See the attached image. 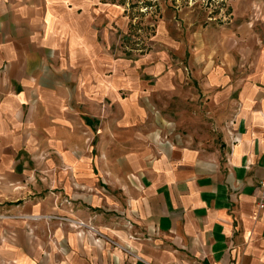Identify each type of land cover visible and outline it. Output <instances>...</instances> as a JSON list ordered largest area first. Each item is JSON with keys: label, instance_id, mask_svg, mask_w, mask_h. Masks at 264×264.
Here are the masks:
<instances>
[{"label": "crops", "instance_id": "obj_1", "mask_svg": "<svg viewBox=\"0 0 264 264\" xmlns=\"http://www.w3.org/2000/svg\"><path fill=\"white\" fill-rule=\"evenodd\" d=\"M230 4L137 53L113 0H0V264H264V0Z\"/></svg>", "mask_w": 264, "mask_h": 264}, {"label": "rangeland", "instance_id": "obj_2", "mask_svg": "<svg viewBox=\"0 0 264 264\" xmlns=\"http://www.w3.org/2000/svg\"><path fill=\"white\" fill-rule=\"evenodd\" d=\"M123 6L125 15L131 22H134L135 37H141L145 31H148L151 26H155L163 16L168 12V9L175 14H180L181 17L174 19L175 23L186 22V24L196 21L203 25L210 23H218L223 25L228 18L222 16L227 11H232L230 1L233 0H116ZM222 14V16L220 15ZM140 29L138 33L136 29ZM155 28V27H154ZM129 30V29H128ZM127 30V31H128ZM154 34V33H153ZM127 36V35H126ZM123 47H133L129 38L123 41ZM134 44V43H133ZM167 99L158 98L153 104V122L154 129L157 134L162 136L166 133V126L171 123L174 127L172 136L186 139L189 135H198L201 137L202 144H207L205 149L213 150L211 146L214 141L213 132L210 124L204 115L198 113H184L186 109L177 107V100L168 108Z\"/></svg>", "mask_w": 264, "mask_h": 264}, {"label": "built area", "instance_id": "obj_3", "mask_svg": "<svg viewBox=\"0 0 264 264\" xmlns=\"http://www.w3.org/2000/svg\"><path fill=\"white\" fill-rule=\"evenodd\" d=\"M114 2H117L120 4L119 1L113 0ZM130 22V29L127 32V36L130 40V44L133 45V49L134 52L137 53H144L147 50L151 49L153 46V42H152V37H153V30H154V26H151V28L148 31H145L143 34H140L141 37H135L134 34V28H135V24L134 22H131V20H129ZM138 30L137 32L140 33V29H136ZM134 43V44H133ZM258 190H259V201L257 203V206L259 209H264V180L260 182L259 186H258ZM78 225L84 226L86 227L89 231L96 233L94 227L90 226V225H85L84 223H78Z\"/></svg>", "mask_w": 264, "mask_h": 264}]
</instances>
